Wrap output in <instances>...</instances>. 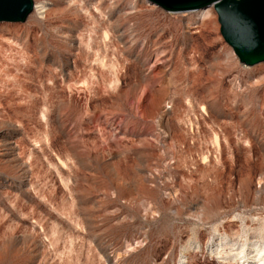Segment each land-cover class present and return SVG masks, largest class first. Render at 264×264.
<instances>
[{
  "label": "rangeland",
  "instance_id": "1",
  "mask_svg": "<svg viewBox=\"0 0 264 264\" xmlns=\"http://www.w3.org/2000/svg\"><path fill=\"white\" fill-rule=\"evenodd\" d=\"M31 1L0 26V94L32 114L0 113V152L19 146L0 264H264V62H239L213 8L195 31L205 10Z\"/></svg>",
  "mask_w": 264,
  "mask_h": 264
},
{
  "label": "water",
  "instance_id": "2",
  "mask_svg": "<svg viewBox=\"0 0 264 264\" xmlns=\"http://www.w3.org/2000/svg\"><path fill=\"white\" fill-rule=\"evenodd\" d=\"M167 12L183 13L212 6L220 34L239 62H264V0H148ZM31 0H0V26L21 24L32 10Z\"/></svg>",
  "mask_w": 264,
  "mask_h": 264
},
{
  "label": "bare ground",
  "instance_id": "3",
  "mask_svg": "<svg viewBox=\"0 0 264 264\" xmlns=\"http://www.w3.org/2000/svg\"><path fill=\"white\" fill-rule=\"evenodd\" d=\"M71 0H69L70 2ZM74 1V0H72ZM32 2V1H31ZM35 3V6H34V12L36 15H39L40 18H43L45 17V12L47 11L46 9V4H43V3H40L37 1H34ZM208 8H213L212 6H209ZM207 9V8H206ZM205 10V9H203ZM32 11V10H31ZM195 11H200V10H195ZM195 11H192V12H195ZM31 13V12H30ZM29 13V15L27 16V18H29V16L31 15ZM26 20V19H25ZM194 24H196V26L194 27L195 28V31L197 30H201L203 28H205L207 26L210 27L209 29H216L217 28V24H216V21H215V17L212 13V10L211 9H208V10H205L203 13H201L198 17V19H196V21L194 22ZM187 29V32H186V36H187V40L188 42H191V37L189 35V31H188V28L186 27ZM206 30V28H205ZM195 49H193V47L190 48V51L191 53H195L194 52ZM194 55V54H193ZM191 58V57H190ZM22 59V58H21ZM22 62V61H21ZM191 62H193V66L195 64V69H193L194 71L191 72V76L193 77L192 79H195V78H198L200 77V73H199V67H198V64L196 63L195 60L191 59ZM16 63V62H15ZM33 63L34 61L32 59H30L29 57L26 56V60L24 61L23 64V67L27 70H31V69H34L33 67ZM18 69V68H17ZM22 70V69H21ZM35 71H37L35 69ZM22 72L24 73L25 71L22 70ZM29 78V77H28ZM194 81V80H193ZM198 81V80H197ZM138 84H134L132 86V90L134 91L136 88H138ZM83 91H85L83 89ZM4 94V93H3ZM2 94V95H3ZM0 94V113L4 114V112H7V111H11L12 113V116H15L13 119L17 120V124L20 126H18L17 124H15V121L14 123H4V126H8V127H12V128H21V124L19 123L20 121H18L19 119V116L23 118V116H26L28 119L32 118V114L30 112H28L29 110V107L27 106V104H24L26 106L25 109H22L24 110L23 113H17V109L15 107L17 106H20L19 104H17V102H15V99H12L11 96H8L7 97V94H5L4 96H2ZM29 95V93H28ZM22 104V103H20ZM23 105V104H22ZM19 108V107H17ZM21 110V111H22ZM19 112V111H18ZM14 114V115H13ZM30 114L31 117L28 115ZM1 115V114H0ZM4 118V117H2ZM10 120V119H9ZM3 126V127H4ZM4 143V142H3ZM1 151L2 153L0 154V167H4L3 168V171H7L8 173H10L12 176H15V174H13L11 171V169H13V164L17 165V157L19 156V154L17 153V150H19V146H17L16 144H13V142L9 143L8 141L5 142V144L2 145L1 147ZM19 168V166H18ZM2 169L0 168V171ZM19 178H22L21 180H24L23 175L21 176H18ZM14 246H12L10 243H9V240H6L5 243H3L1 246H0V261H3L5 260L8 255H9V252L11 251V249H13Z\"/></svg>",
  "mask_w": 264,
  "mask_h": 264
}]
</instances>
